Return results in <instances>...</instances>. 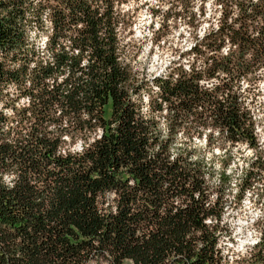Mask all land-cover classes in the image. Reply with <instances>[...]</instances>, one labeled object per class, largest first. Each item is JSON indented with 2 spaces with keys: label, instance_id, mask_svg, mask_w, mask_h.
Wrapping results in <instances>:
<instances>
[{
  "label": "trees",
  "instance_id": "trees-1",
  "mask_svg": "<svg viewBox=\"0 0 264 264\" xmlns=\"http://www.w3.org/2000/svg\"><path fill=\"white\" fill-rule=\"evenodd\" d=\"M214 2L194 61L137 80L126 0H0V264H264L222 245L226 157L253 154L236 203L264 172V0Z\"/></svg>",
  "mask_w": 264,
  "mask_h": 264
},
{
  "label": "rangeland",
  "instance_id": "rangeland-1",
  "mask_svg": "<svg viewBox=\"0 0 264 264\" xmlns=\"http://www.w3.org/2000/svg\"><path fill=\"white\" fill-rule=\"evenodd\" d=\"M214 3V0L203 3L202 0H126L118 6L122 19L118 28L121 58L137 80L162 77L173 68L191 64L195 59L192 49L216 25L219 9ZM252 84L250 88L245 82L243 88H250L257 136L264 151V68ZM79 149L76 144L74 150ZM211 155L215 156L216 164L225 158L217 149L207 153ZM252 155L245 146H238L226 157L232 185L227 193L223 221L230 239H224L222 245L228 254L241 253L259 242L264 243V172L261 180L245 190L238 203L235 201L236 183Z\"/></svg>",
  "mask_w": 264,
  "mask_h": 264
}]
</instances>
